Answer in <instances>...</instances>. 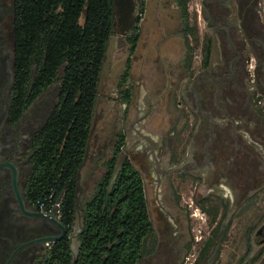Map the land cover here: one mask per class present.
<instances>
[{"label":"trees","instance_id":"obj_1","mask_svg":"<svg viewBox=\"0 0 264 264\" xmlns=\"http://www.w3.org/2000/svg\"><path fill=\"white\" fill-rule=\"evenodd\" d=\"M182 13L186 59L192 66L200 44L198 24L191 23L188 0H178ZM15 86L13 108L19 116L45 91L58 84V102L35 135L34 170L28 196L37 201H60L59 215L69 234L51 245L38 264H138L154 235L145 181L125 153L123 132L115 135L104 174L80 210L81 222L73 246L71 232L77 221L79 173L85 162L99 82L113 33L114 0H14ZM140 29L128 37L129 57L119 79L124 87ZM204 44L203 64L210 59ZM130 101V89L122 92ZM197 204L215 225L194 264H208L223 238L228 205L222 198L205 197ZM221 218L218 220L220 210ZM191 244L188 246L190 249ZM215 257V256H213Z\"/></svg>","mask_w":264,"mask_h":264},{"label":"rangeland","instance_id":"obj_2","mask_svg":"<svg viewBox=\"0 0 264 264\" xmlns=\"http://www.w3.org/2000/svg\"><path fill=\"white\" fill-rule=\"evenodd\" d=\"M262 5L264 7V0ZM188 10L190 21L198 24L200 35V44L194 52L192 66L187 65L189 71L183 65L186 43L181 30V11L176 1L146 0L144 16L139 23L140 40L135 54L130 57L129 85L137 93V100L130 106L127 122L123 116L126 105L120 102L121 89L118 82L130 55V45L117 28L112 33L100 78L99 97L86 159L79 174L78 216L71 235L73 246L76 248L78 244L76 236L81 222L82 203L92 193L103 172L102 161L111 152L115 134L124 129L126 134L129 133V153L145 180L155 236L157 239L159 236L161 241L173 240L183 251L179 264H194L200 248L212 234L215 225L210 223L207 213L197 204L198 200L209 195L222 198L230 206V210L222 220L224 234L219 244L220 253L217 257L213 254L208 264H264V166L262 173L257 175L258 193L249 198L250 209L246 210L243 209L245 197L235 196V192L239 191L236 187L240 186L245 177L223 173L225 171L222 165L225 162L221 150L219 155L209 153L208 159L205 158L203 164L198 163L197 168L189 164L193 160L189 155V142L192 140V130L198 124V115L200 116L192 102V96L189 95L196 78L206 80V84L200 87L201 91L206 85L207 90L214 88H208L211 86L208 80L221 86L217 89L221 94L218 98L225 107L221 112L222 116L217 117L219 122L223 125L239 124L241 115L226 104V83L216 81L223 73L218 68L220 54L216 45L212 50L209 66L206 68L203 64L207 34L203 29L200 0H188ZM58 88L59 85L55 84L45 91L35 101V105L30 106V110L47 116L58 102ZM255 99L254 97L252 101ZM255 104L256 102L254 106ZM208 109L210 108L206 112L211 110L213 115L217 114ZM260 109L261 119L264 120V101ZM239 111L245 113L244 116H251L249 107L245 111ZM208 121L209 116L204 123L208 124ZM249 122L251 126L256 124L252 120ZM259 132L261 138L255 140L254 144L257 156L264 158V124H261ZM238 134L242 135L241 132ZM253 140L250 139V142ZM173 146V152L177 149L176 162L170 164ZM232 149L233 147L229 148L230 151ZM216 162H220V165H216ZM216 169L220 172L219 176ZM249 186L245 182L244 188ZM223 211L224 207L220 210L218 220ZM168 220L174 224L171 234L166 230ZM173 234L176 236L172 237ZM159 263L160 261L157 262Z\"/></svg>","mask_w":264,"mask_h":264},{"label":"flooded vegetation","instance_id":"obj_3","mask_svg":"<svg viewBox=\"0 0 264 264\" xmlns=\"http://www.w3.org/2000/svg\"><path fill=\"white\" fill-rule=\"evenodd\" d=\"M262 2L200 0L203 29L207 34L205 40L216 45L220 54L218 68L223 73L216 81L230 84L229 89L227 86V94H236L233 96L236 103L231 107L241 115V123H235L233 127V141L224 144L221 154L224 155V174L245 177L240 186L236 187L239 191L235 192V196L245 197L243 209L246 210L250 209V197L258 193L257 175L262 173L264 166V158L257 156L254 144L255 140L261 138L259 130L261 124H264L260 109L264 101ZM145 5L146 0H114L113 31L117 28L127 40L138 30ZM14 14V0H0V264H38L45 258L51 245L66 238L69 232L59 218L51 216L61 226L45 216L35 215L44 212L28 196L37 150L35 135L43 128L52 111L43 116L36 110H30L35 102L24 108L19 116L13 108L16 79ZM254 97L256 99L252 101ZM233 101L229 100L230 103ZM254 102L257 105L254 106ZM247 105L250 106L251 116H244L245 113L239 111V108L245 111ZM220 108L223 110L224 107L221 105ZM251 120L256 124L251 126ZM250 139H254L253 142ZM231 147L232 151L229 150ZM245 182L249 183V188H244ZM238 205L241 203L238 202ZM62 225L66 228L63 237ZM167 225L166 230L171 234L174 224L168 220ZM46 237L61 238L44 241ZM151 239L146 247L148 252L138 264H157L158 261L159 264H179L183 251L173 240L161 241L155 233Z\"/></svg>","mask_w":264,"mask_h":264},{"label":"crops","instance_id":"obj_4","mask_svg":"<svg viewBox=\"0 0 264 264\" xmlns=\"http://www.w3.org/2000/svg\"><path fill=\"white\" fill-rule=\"evenodd\" d=\"M177 5L179 6V3H178V0H175ZM180 8V6H179ZM180 11H181V8H180ZM181 24H182V34L184 35V26H183V21H182V13H181ZM140 40V39H139ZM205 43H206V40H204ZM208 44V43H207ZM210 44V43H209ZM210 48H211V52H210V59H209V63L208 65L206 66V68L209 66L210 64V60H211V56H212V50L214 48V45H211L210 44ZM137 50V48H136ZM135 50V52H136ZM134 52V54H135ZM133 54V55H134ZM186 56H187V53L185 51V55H184V58H183V65L185 67V69L187 71H189V61L186 59ZM132 57V56H131ZM188 65V66H187ZM205 68V69H206ZM124 70V69H123ZM131 78V70H130V75H129V78H128V81L126 82L125 86L124 87H120L119 88L121 89V92L119 94V97H120V102L122 104H124L122 102V92L123 90H125L126 88H129L130 89V101L127 104H124L126 105V109L124 111V117H125V122H127L129 120V111H130V106H132L133 102L135 100H137V93L134 91L132 85L130 86L129 85V82H130V79ZM209 84L211 85L210 87L208 88H212V86L214 87L213 89H209L207 90V85L205 86V88L201 91L200 87L204 86L206 84V80L204 79H199V78H196L193 83H192V90L189 92V95L192 96L193 100L192 102L194 103V106L199 110L200 112V116L198 115V124L197 126L194 127V129L192 130V140L189 142V155L190 157H193L192 161H190V165H192L194 168H197L196 165L198 163L200 164H203L205 162V158L208 159V155L209 153L212 152V155H219L220 154V150L221 148L224 146V144L228 141H233V135H234V125H223L221 122L218 121V118L217 117H221L222 116V110L220 108V106L222 105L223 107H225L219 100V98L221 97V94L220 92L217 91V89L219 90L221 88V86L217 85V84H213V82L210 80H208ZM100 83V82H99ZM118 85H119V82H118ZM226 85L228 86V89L230 87V84L226 83ZM236 94H227L226 97L230 98L229 100H234V97ZM99 97V96H98ZM213 97H216L217 99L215 100ZM219 97V98H218ZM228 98H226V104L227 106L231 107L233 102H229ZM212 99H214L212 101ZM245 99V98H244ZM98 100V99H97ZM241 106V105H240ZM246 107H249V105H247ZM207 108H210L212 109L215 113L217 114H214L210 111L206 112V109ZM239 108V107H238ZM223 109V108H222ZM241 108H239L240 110ZM250 110V109H249ZM251 112V111H250ZM135 113V111H134ZM209 116V121H208V124L204 123L205 122V118ZM136 117H137V114H136ZM216 121V122H215ZM118 132H123L124 135H125V138H126V144H125V153L129 156V158L131 159V161L133 162V158L132 156L130 155L129 153V148L131 146L130 142H128V134H126V131L124 129H121L119 130ZM117 132V133H118ZM116 133V134H117ZM115 134V135H116ZM228 138V139H227ZM247 139V138H246ZM114 141H115V137H114V140H113V143L111 145V151H112V148H113V145H114ZM174 147H172L171 149V160H170V164H174V162H176V150L175 149V152H173L174 150ZM132 151V150H131ZM111 153V152H110ZM110 155V154H109ZM109 157V156H108ZM107 157V158H108ZM107 158H104V160L102 161V174H104L105 170L103 168V162L107 159ZM216 160V159H215ZM203 162V163H202ZM85 163V162H84ZM134 164V162H133ZM84 165V164H83ZM216 165H220V162H216ZM134 166L136 167V165L134 164ZM83 167V166H82ZM137 168V167H136ZM82 169V168H81ZM138 169V168H137ZM139 170V169H138ZM217 170V174L219 176V171L218 169ZM81 171V170H80ZM140 171V170H139ZM214 171V170H213ZM141 172V171H140ZM80 174V173H79ZM142 174V173H141ZM100 175V176H101ZM99 176V177H100ZM143 176V175H142ZM98 177V179H99ZM144 178V177H143ZM97 179V180H98ZM145 181V180H144ZM146 189V187H145ZM147 195V193H146ZM209 196H212V197H216L215 195H209ZM208 196V197H209ZM78 207H79V198H78ZM78 243V242H77ZM78 245V244H77Z\"/></svg>","mask_w":264,"mask_h":264},{"label":"built area","instance_id":"obj_5","mask_svg":"<svg viewBox=\"0 0 264 264\" xmlns=\"http://www.w3.org/2000/svg\"><path fill=\"white\" fill-rule=\"evenodd\" d=\"M51 198L47 203L44 201H37L35 205L46 215L55 216L59 218L60 201L52 202Z\"/></svg>","mask_w":264,"mask_h":264},{"label":"water","instance_id":"obj_6","mask_svg":"<svg viewBox=\"0 0 264 264\" xmlns=\"http://www.w3.org/2000/svg\"><path fill=\"white\" fill-rule=\"evenodd\" d=\"M35 215L45 216V217L49 218L50 220H52L54 223H57V224H59V226H61V223L57 222V220L52 218L50 215H46L44 213H38V214H35ZM62 229H63V234H62L61 237L65 236V233H66V228L64 226L62 227ZM61 237H46V238H44V241H47V240L56 241V240H59Z\"/></svg>","mask_w":264,"mask_h":264}]
</instances>
